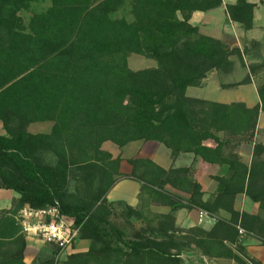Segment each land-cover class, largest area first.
<instances>
[{
  "label": "trees",
  "instance_id": "16d2710c",
  "mask_svg": "<svg viewBox=\"0 0 264 264\" xmlns=\"http://www.w3.org/2000/svg\"><path fill=\"white\" fill-rule=\"evenodd\" d=\"M36 1L0 0V123L5 132L0 135V190L18 195L10 210L0 212V264H26V241L15 220L25 206H56L90 241L86 253L73 254L63 264H183L181 255L192 245L204 257L247 264L233 247L239 245L237 227L264 239V145L254 143L249 165L234 151L254 142L264 113V80L256 87L260 103L253 108L186 93L213 71L231 73L233 57L245 64L244 48L202 35L190 23L194 13L218 9L222 0H130V22L113 17L127 0H50L26 22L23 14ZM256 7L236 0L225 9L228 20L247 32ZM130 54L157 66L132 71ZM246 69L245 78L222 89L251 83L264 71V61ZM45 122L52 124L48 133H28L31 124ZM135 142L160 144L172 160L191 154L227 167L225 176L213 177L215 196L204 201L191 168L165 170L139 157L127 161L132 170L125 178L140 184V194L174 208L179 199L166 187L187 194L184 208L215 218L209 231H177L170 215L155 216V224L123 201L117 202L123 217L131 226L137 221L140 229L128 236L112 222L114 204L107 195L124 175L121 159L103 146ZM43 154L54 161L47 163ZM237 195L258 204L262 216L236 212ZM220 211L229 219L220 218Z\"/></svg>",
  "mask_w": 264,
  "mask_h": 264
},
{
  "label": "rangeland",
  "instance_id": "374dc122",
  "mask_svg": "<svg viewBox=\"0 0 264 264\" xmlns=\"http://www.w3.org/2000/svg\"><path fill=\"white\" fill-rule=\"evenodd\" d=\"M236 0H222V6L221 8L224 9L226 5L234 3ZM251 3L256 4L257 6V12H256V24L262 25L264 28V7L262 6V0H249ZM50 5V0H37L29 9V11L25 12L24 19L26 22H28L29 18L37 13H40L44 11L47 7ZM222 9V10H223ZM220 9L213 11L211 13H200L196 15L194 18V23L196 25L198 24H204V26H201V32L203 34H217L222 30L224 18L223 15H221ZM212 16V17H211ZM115 19L124 18L128 22L132 21V17L130 14V0L126 1V4L123 8H121L117 13L113 15ZM211 18L214 19L212 24H208V22H211ZM215 17H217L215 19ZM216 20V21H215ZM238 27L237 25L232 27L231 32L232 36L234 37V41L237 45L240 46V48L245 49V60L243 66H241V63L238 58L233 57V71L227 75H224L222 73L213 72L212 75L209 76V89H206V97L214 100V101H234L237 99V95L241 92L240 90L243 89H232V90H221L219 86L222 87L223 84H229L231 82H235L237 80H240L244 77L245 71L247 72V66L250 64H256L261 63L264 61V32L261 31H254L253 32H247L248 34L242 35L241 31H239V35L237 34ZM200 33V32H199ZM201 34V33H200ZM202 34V35H203ZM238 35V36H237ZM256 39H251V38ZM242 39L243 42H242ZM235 48V47H231ZM127 64L130 70L132 71H140L144 69H151L156 68V62L144 58L142 56H138L135 54H130L127 57ZM218 74V75H217ZM216 75V76H215ZM264 80V71L259 70L257 73L256 78H254V83L258 85ZM195 89L190 88L189 89V95L188 97L192 96V93ZM192 98V97H191ZM1 124V123H0ZM2 125V124H1ZM0 125V126H1ZM32 126H28L27 131L31 133H48L51 130L52 124L49 122L45 123H34L31 124ZM12 126H14L12 124ZM15 127V126H14ZM3 128V127H2ZM164 148L162 145H150L148 142H135L132 143V145H127L124 148H118L113 143H106L103 146V149L110 153L113 158L119 157L121 159V167L120 172L124 175V177L120 178V181L116 184L117 187L115 191L112 193L111 198L107 200L109 202H112L114 204L113 209V215L111 217L112 222L115 223L118 227L122 228L126 235L132 236L135 232H137L140 229V224L137 221H131V223H128L125 218L123 217V206L118 205V201H123L126 204L130 205L132 208L137 209L143 213L149 220H153V223L157 224V220L155 219V216L157 215H170L175 218V226L174 229L180 232H188V230L192 228H200L201 224L198 223V214L200 213L199 210L196 209H187L184 208L185 203L188 199V195L181 193L179 191H176L172 189L171 187H166V191L169 194L174 195L179 199L177 203L176 208L174 207H167V206H160L156 205L149 200L150 198L148 196H145L144 194H140V184L132 179L125 178L126 176L130 175L131 173V166L127 163L129 159L139 157V158H145L151 160V157L156 159L159 163H164V165L167 166L168 169L171 168H191L192 170V176L194 179V171L192 168V164L195 163V157L193 155H190L187 157V161L179 160L177 159L172 160L169 155V160L167 161V158L162 153V149ZM165 149V148H164ZM170 152V151H169ZM43 159L47 163H51L54 161L53 156L49 154H43ZM193 158V160H191ZM152 161V160H151ZM170 161V162H169ZM165 169V170H168ZM213 179V178H212ZM214 180V179H213ZM215 181V180H214ZM216 182V181H215ZM75 181L73 180V176L70 178V186L69 190L73 191ZM217 184V183H216ZM115 185V186H116ZM139 190V191H138ZM135 192V194H134ZM138 192V193H137ZM217 192V189L214 191V193L210 196H215ZM203 193V192H202ZM120 195V196H118ZM133 195V196H132ZM238 195L235 197L233 208L236 206V208L239 207V209H242V204L240 203L239 199L237 198ZM235 210V209H234ZM1 210L0 212H2ZM238 212V211H236ZM240 213V212H238ZM225 215V216H224ZM219 217L224 219H229V215L225 213L224 211L219 212ZM19 219V212L16 216V222L18 223ZM200 224V225H199ZM171 227L168 226V229ZM146 229V227H145ZM21 230V228H20ZM204 230V229H202ZM206 231V230H204ZM147 233H149L147 231ZM26 241V250L24 252V259L29 264H63L69 256L73 254H83L86 253L89 250L90 247V241L84 240L81 238L80 232L78 236L76 237V240L72 243L71 247L60 257L57 259L55 258V250L53 248H50L49 246L42 243L40 240L35 238L34 236H25L22 234ZM248 234L246 233L244 236H240L239 238V245L237 247H233L236 253L243 258L247 264H252L251 262L254 261L253 258H250L243 250L242 243L247 239ZM264 245V242H261ZM27 244L29 245L27 247ZM183 264H236L235 262L227 259H210L207 257L202 256L200 251L192 245L191 250L183 252L181 255Z\"/></svg>",
  "mask_w": 264,
  "mask_h": 264
},
{
  "label": "crops",
  "instance_id": "0c3cea01",
  "mask_svg": "<svg viewBox=\"0 0 264 264\" xmlns=\"http://www.w3.org/2000/svg\"><path fill=\"white\" fill-rule=\"evenodd\" d=\"M218 9H220L221 11H224V12H221V15H223V17L225 16L223 26H222V30L219 33L209 35V34H203L201 32V26H204V24L196 25L194 23V18L196 17V15H198L200 13H194L190 19V23L192 25L198 27L199 32L201 34L215 38V39L221 41L222 43H224L230 47H236V48L241 49L240 46L235 43L234 37L232 36V32H231L232 27H234V25L236 26L237 24L232 23L228 20L225 7H224V9L221 7ZM218 9H215V10H212V11H209L206 13H211V12L216 11ZM256 12H257V7L254 11L253 29L250 31H247V32H253L254 33V31H261L263 33L264 28L262 27V25L256 24V19H257L256 18ZM211 17H210L211 22H208V24H205V25L208 26V25L212 24L214 19ZM216 18L217 17H215V19ZM237 27H238V31H237L238 35H239V31H241L242 35H244L243 37H245V34L246 35L248 34L247 32L243 31L239 25H237ZM251 39H256V38L252 37ZM243 40L244 39H242V42H243ZM213 72H215V71H213ZM213 72H211L210 74L207 75V77L202 81L200 87L194 88L195 90L193 91L192 96H190V97L200 99V100H204V101H209V102H217V103H221V104L243 103L247 108H253L254 106H256L260 103L259 97L257 94V89H256L257 85L254 83L253 79H251V83H249L247 85H241V86L232 88V89H237V90L243 89V90H240L241 92L237 95V99L234 101H214V100L206 97L205 90L209 89L208 88L209 87V80H210L209 76L212 75ZM222 74H224V73H222ZM224 75H227V74H224ZM246 75H247V72L245 71L243 78H245ZM242 79H240V80H242ZM240 80H237L235 82H239ZM231 83H234V82H231ZM231 83H229V84H231ZM229 84H223L222 86H226ZM219 88L221 90H224V89H222L221 86H219ZM189 89L186 92L187 95H189ZM232 89H229V90H232ZM31 126L32 125H30V127ZM28 130H29V128H28ZM28 133H31V132L28 131ZM31 134H36V133H31ZM0 135H5V132L2 128V125L0 126ZM219 136H220V138H224L223 134H221ZM254 143L264 145V113L263 112H261L259 114V117H258V122H257V126H256L255 136H254V142L252 144L242 145V146L236 148L234 151V153L246 165H249L252 161L253 151H254L253 150ZM148 144L159 145V144L154 143V142H148ZM204 144L209 148H214V146H215V144L212 141H207ZM129 145H132V143H130ZM161 149H162L163 154L166 153L164 155L166 156L167 161H168L170 152L167 149H164V148H161ZM224 153L227 154V151H225ZM190 155L191 154L180 155L176 162H178L179 160H182V159L184 161H187V157H189ZM262 158H264V154L262 155ZM151 160L154 163H156L157 165H159L160 167H162L163 169H168L167 166L164 165V163H159L156 159H154L152 157H151ZM191 160H193V158ZM194 162L195 163L192 164V168L194 171V180L201 186V189L203 192V200L206 201L210 198V196L217 189V184L212 178L225 176L227 173V167L226 166H219V165H209V164L205 163L200 158H195ZM187 167H189V166H187ZM116 187H117V185L109 192V194L107 195L108 199L111 198V195L115 191ZM134 194H135V192H134ZM118 196H120V195H118ZM17 198H18V195L15 194L14 192L0 190V211L1 210H3V211L10 210L12 207L13 200H15ZM237 198L239 199L240 203L242 204V209H239V207L236 208V206H235L234 207L235 211H238L240 213H245L248 215H259L260 217L262 216V213L258 209V204L252 203V201L249 200L244 195H238ZM214 219L215 218L212 216H207V217H203L201 219V222H200V218H199V214H198V223H200L201 225L200 224L199 225L206 231H209L213 227L214 222H215ZM246 233L248 234L247 239L242 243V247H243L244 252L250 258H253L254 260L263 264L264 263V245L261 242H264V239L260 238L259 235H255L256 232H255V234L254 233H248V232H246ZM28 246L29 245L27 244V247ZM24 263L29 264L26 262L25 259H24Z\"/></svg>",
  "mask_w": 264,
  "mask_h": 264
},
{
  "label": "built area",
  "instance_id": "2783aa9c",
  "mask_svg": "<svg viewBox=\"0 0 264 264\" xmlns=\"http://www.w3.org/2000/svg\"><path fill=\"white\" fill-rule=\"evenodd\" d=\"M207 216L210 215L200 212V222L203 217ZM17 221L23 235H32L45 245L53 248L56 252V259L71 247L79 234L78 229L73 228L72 222L62 216L56 206L41 210L25 206L19 211ZM237 231L239 236L246 234L240 227H237Z\"/></svg>",
  "mask_w": 264,
  "mask_h": 264
}]
</instances>
